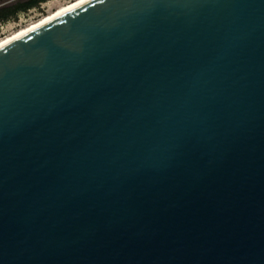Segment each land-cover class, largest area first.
<instances>
[{"label":"water","instance_id":"obj_1","mask_svg":"<svg viewBox=\"0 0 264 264\" xmlns=\"http://www.w3.org/2000/svg\"><path fill=\"white\" fill-rule=\"evenodd\" d=\"M0 264H264V0H92L0 49Z\"/></svg>","mask_w":264,"mask_h":264},{"label":"rangeland","instance_id":"obj_2","mask_svg":"<svg viewBox=\"0 0 264 264\" xmlns=\"http://www.w3.org/2000/svg\"><path fill=\"white\" fill-rule=\"evenodd\" d=\"M75 0H48L38 9H34L25 14H20L16 20H10L0 25V40L5 39L15 32L28 27L41 20L49 14L55 12L59 7Z\"/></svg>","mask_w":264,"mask_h":264},{"label":"bare ground","instance_id":"obj_3","mask_svg":"<svg viewBox=\"0 0 264 264\" xmlns=\"http://www.w3.org/2000/svg\"><path fill=\"white\" fill-rule=\"evenodd\" d=\"M90 1H92V0H75V1H72L68 4H65V5L59 7L55 12L49 14L48 16L42 18L41 20L29 25L26 28L19 30L18 32H15L14 34H12L11 36H9L5 39L0 40V49L11 44L12 42L18 40L19 38L26 36L30 32L40 28L41 26H44V25L50 23L51 21L73 11L74 9L79 8L80 6H83L84 4H86Z\"/></svg>","mask_w":264,"mask_h":264},{"label":"trees","instance_id":"obj_4","mask_svg":"<svg viewBox=\"0 0 264 264\" xmlns=\"http://www.w3.org/2000/svg\"><path fill=\"white\" fill-rule=\"evenodd\" d=\"M48 0H0V25L16 20L20 14L38 9ZM70 1V0H65Z\"/></svg>","mask_w":264,"mask_h":264}]
</instances>
